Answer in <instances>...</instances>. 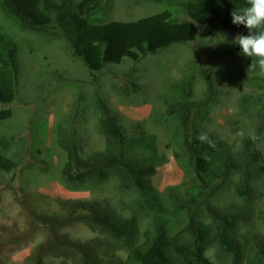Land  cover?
I'll use <instances>...</instances> for the list:
<instances>
[{
  "label": "rangeland",
  "instance_id": "374dc122",
  "mask_svg": "<svg viewBox=\"0 0 264 264\" xmlns=\"http://www.w3.org/2000/svg\"><path fill=\"white\" fill-rule=\"evenodd\" d=\"M78 1L68 3L74 13ZM188 2L113 0L105 10L104 21L135 20L166 8L173 17L186 19L183 8ZM236 7L230 4L231 10ZM0 30L17 45L13 99L0 101V112L9 110L8 117L0 116V151L15 164L11 170L0 171V264H23L30 256L35 258L34 251L50 234L39 221L59 210L58 199L97 200L120 218H128L136 209V195L130 189L122 190L115 176L100 184L85 183L76 190L69 189L61 179L65 142L75 143L82 158L105 149V138L98 130L103 113L113 116L129 136L154 135L157 150L165 160L156 166L152 183L160 192L182 184L183 193L193 174L176 159L177 148L170 133L176 121L165 113L171 82L181 80L190 86L189 101L196 104L193 123L198 135L206 132L214 142L222 141L238 150L241 139L255 130L262 139L249 145V151L258 156L255 164L264 163V75L258 67H249L252 58L241 55L239 45L233 43L237 34L218 21L198 25L192 41L169 45L135 61L123 57L119 63L105 62L97 72H91L82 58L73 54L70 40L60 27L50 25L48 32L21 29L15 19L0 11ZM131 152L141 155L136 146ZM239 176L237 170L233 179ZM215 185L219 180L212 183ZM251 188L245 199L216 187L211 200L220 208L233 203L243 212L237 224L240 241L241 234H249V230L250 238L251 232L264 237V178L252 180ZM137 218L136 242L140 243L151 219L143 210L138 211ZM184 221L176 222L168 234L179 232L177 242L192 249V233L178 231ZM63 231L84 242L94 237L107 240L83 223L65 226ZM15 234L22 236L12 242ZM103 245L106 252L98 251L99 261L92 264H122L128 257L126 246ZM205 255L216 263L223 260L229 264L231 260L230 255L223 254L217 262L216 245ZM63 260L52 254L42 256L44 264H62ZM68 263L82 264L71 259Z\"/></svg>",
  "mask_w": 264,
  "mask_h": 264
},
{
  "label": "trees",
  "instance_id": "16d2710c",
  "mask_svg": "<svg viewBox=\"0 0 264 264\" xmlns=\"http://www.w3.org/2000/svg\"><path fill=\"white\" fill-rule=\"evenodd\" d=\"M112 1L79 0L74 13L68 4L70 0L59 3L54 0H0V11L15 19L21 29L48 32L50 25L57 29L60 27L70 40L73 54L82 58L91 72L101 70L105 62L119 63L123 57L135 61L169 45L192 41L197 36L198 25L218 21L221 27L235 34H248L243 25L232 23L230 15L231 3L240 8L246 6V0H190L183 8L186 19L173 17L170 9L166 8L135 20L104 21L105 10ZM16 53L17 45L0 30L2 102L13 99ZM252 78L250 83L254 85ZM169 90L164 101L165 113L176 121L170 129L177 148L176 159L180 166L193 174L192 181L184 185L183 193L182 184L160 192L152 183L156 166L165 160L157 150L155 136H129L113 116L103 113L98 130L105 138V149L82 158L75 143L65 142L66 160L60 172L61 179L69 189L76 190L85 183L100 184L115 176L122 190L130 189L136 195V209L128 218H120L113 209L97 200L58 199L60 211L47 214L39 221L47 228L49 237L34 251L35 258L30 256L23 264H44L42 256L47 254L62 257V264H69V259L92 264L99 261L98 251L106 252L104 243L127 247L128 257L122 264H227L223 260L221 263L213 262L205 255L207 249L215 245L217 262L221 255L226 254L231 256L229 264H264V237L251 232L250 238V230L249 234H241L242 241L238 237L237 224L243 212L233 203L222 208L211 203L216 187L226 188L236 198L247 199L251 194L252 180L264 178V163L255 164L258 156L249 151L253 141L248 136L243 137L242 147L238 150L222 141L214 142L215 147L201 143L193 123L196 104L189 101L190 86L178 80L171 82ZM0 116L8 117L9 110L0 112ZM135 146L141 155L129 153ZM14 165V161L0 151V171L11 170ZM240 167L244 170L240 171ZM237 170L241 176L235 180L233 176ZM248 174L249 177L245 178ZM216 180H219V185L213 187ZM204 192H208L209 197L205 198ZM140 210L145 211L151 220L150 227L143 232L144 239L137 243V213ZM178 221H184L178 231L192 233V249L177 242L179 232L173 236L168 234ZM75 223H83L90 230L102 233L107 240L94 237L84 242L69 237L63 227ZM21 236L15 234L10 240L16 242Z\"/></svg>",
  "mask_w": 264,
  "mask_h": 264
},
{
  "label": "clouds",
  "instance_id": "9594fccd",
  "mask_svg": "<svg viewBox=\"0 0 264 264\" xmlns=\"http://www.w3.org/2000/svg\"><path fill=\"white\" fill-rule=\"evenodd\" d=\"M230 15L233 24L243 25L248 30L247 35L237 34L233 43L239 45L241 55L252 58L249 67H258L259 73L264 75V0H246V6L234 8ZM248 137L253 142L262 139V135L255 130L250 131ZM197 139L201 143H207L209 147H215L214 141L206 132L200 133Z\"/></svg>",
  "mask_w": 264,
  "mask_h": 264
}]
</instances>
